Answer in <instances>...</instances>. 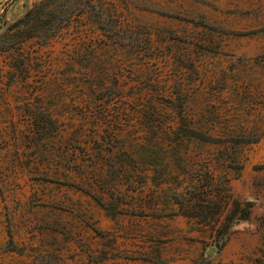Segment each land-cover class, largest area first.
<instances>
[{
  "label": "rangeland",
  "instance_id": "obj_1",
  "mask_svg": "<svg viewBox=\"0 0 264 264\" xmlns=\"http://www.w3.org/2000/svg\"><path fill=\"white\" fill-rule=\"evenodd\" d=\"M40 1L0 0V35ZM93 2L116 33L81 16L0 55V264H264V0ZM159 170L223 208L179 215L187 183L155 186ZM243 212L215 248L202 219Z\"/></svg>",
  "mask_w": 264,
  "mask_h": 264
},
{
  "label": "trees",
  "instance_id": "obj_2",
  "mask_svg": "<svg viewBox=\"0 0 264 264\" xmlns=\"http://www.w3.org/2000/svg\"><path fill=\"white\" fill-rule=\"evenodd\" d=\"M93 1L94 0H42L33 8L27 10L22 17L14 20L13 22L7 23L4 21L5 28L2 29L3 33L0 35V55L12 54L13 52H16L23 43L29 40H36L40 44H46L62 30L68 28L72 22L80 20L79 18L81 16H87L88 20H90L104 35L110 36L116 33V25L112 21L111 14L106 10V8L94 3ZM146 94L143 95L144 98H146ZM140 97L141 98H139V100L142 102L144 99L142 96ZM148 98H150V96H148ZM181 99V95L177 93L175 99H168L166 100V103H169L171 106H173V110L180 121V125H186L183 114L184 103ZM43 115L44 116H40L38 119H35L33 123H35L37 131L40 133V139H50L58 133V126L46 113H43ZM157 129L161 130L162 128L159 125H156L154 128H152V130ZM188 130L189 129L187 128L185 131H182V134L178 137L179 141H170L174 144H182L185 137L188 139L192 137L188 134ZM111 137L112 136H110V138ZM133 140L134 139H132V141ZM158 140L159 138H155L153 145H160L161 143ZM145 145L148 144L146 143ZM145 145L142 147L146 149L145 152H148L147 148H149V145ZM100 152H102V150H100ZM144 158L145 155L143 154L142 159L145 160ZM147 171L150 170H144L142 173H148ZM141 177L142 181L139 182V184L142 188V185L145 184V180H148V178L145 176ZM172 177L173 176H171V174H167V172L159 170L154 172V175L151 177V181L155 186L169 184L172 179H176V181H178L179 187H181L182 184L187 183V187L184 189L183 194L188 195L189 199H184L183 195L181 197L183 198L182 200H178L177 196H175V200H173L176 202L178 207L177 213H179V215L186 218H194L193 216L188 215V209L190 206L187 205L191 204H194L193 206H195V204L200 206L203 204H214L217 209L223 208V204L225 203V198L223 195H220L216 198L207 191H196L193 181L198 182L199 180H197L195 176H191L189 174L188 177L183 176L181 180H178V176L175 178ZM210 178L213 180V175H210ZM193 189L194 191H191ZM219 217L220 216L218 214V216L213 218L202 219L205 220V222L219 223V227L216 229L214 236V244L218 249L223 247L227 242L229 235L228 231L232 224L235 221L247 219L248 212H243V214L238 218L227 217L224 219V222H220ZM195 219L201 221V218ZM204 264H209L207 259Z\"/></svg>",
  "mask_w": 264,
  "mask_h": 264
},
{
  "label": "water",
  "instance_id": "obj_3",
  "mask_svg": "<svg viewBox=\"0 0 264 264\" xmlns=\"http://www.w3.org/2000/svg\"><path fill=\"white\" fill-rule=\"evenodd\" d=\"M215 248H217V247H215ZM212 253H213V250H210L209 254H212Z\"/></svg>",
  "mask_w": 264,
  "mask_h": 264
}]
</instances>
